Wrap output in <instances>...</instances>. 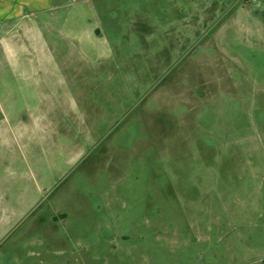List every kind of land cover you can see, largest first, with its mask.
<instances>
[{"label": "rangeland", "instance_id": "374dc122", "mask_svg": "<svg viewBox=\"0 0 264 264\" xmlns=\"http://www.w3.org/2000/svg\"><path fill=\"white\" fill-rule=\"evenodd\" d=\"M59 3L0 30V264H264V0Z\"/></svg>", "mask_w": 264, "mask_h": 264}, {"label": "crops", "instance_id": "0c3cea01", "mask_svg": "<svg viewBox=\"0 0 264 264\" xmlns=\"http://www.w3.org/2000/svg\"><path fill=\"white\" fill-rule=\"evenodd\" d=\"M59 1L61 0H0V30L7 35L20 22L29 23L39 13L56 11L62 5ZM30 25L33 27V24ZM29 30L32 32L33 29H28V33ZM27 36L31 38L32 34Z\"/></svg>", "mask_w": 264, "mask_h": 264}]
</instances>
